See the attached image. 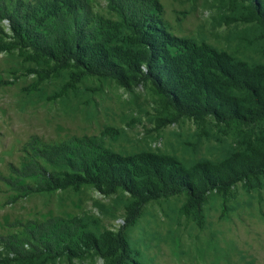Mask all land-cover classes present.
Returning a JSON list of instances; mask_svg holds the SVG:
<instances>
[{
    "label": "rangeland",
    "instance_id": "374dc122",
    "mask_svg": "<svg viewBox=\"0 0 264 264\" xmlns=\"http://www.w3.org/2000/svg\"><path fill=\"white\" fill-rule=\"evenodd\" d=\"M111 2H121L124 12L132 5V17L161 31L177 46L173 52L184 42L206 43L249 64L264 62V31L256 23L236 21L243 6L234 0H0V43L9 33L6 15L12 14L50 39L72 31L94 45L107 38V28L113 33L123 21ZM39 68L17 51L0 52V264L8 254L35 245L28 234L37 235L52 219L83 218L97 234L125 226L131 198L120 190L104 196L87 185L24 195L21 187L35 188L37 180L17 173L31 163L35 150L96 138L122 156L148 152L192 165L221 161L264 130V123L224 125L212 117L159 125L174 113L163 109L150 86L128 91L106 77H86L55 98L69 71L38 83L34 70ZM261 184L248 190L239 183L225 198L211 193L203 228L182 214L184 194L152 200L124 234L142 264H264V177ZM49 264L107 263L92 254L75 260L62 256Z\"/></svg>",
    "mask_w": 264,
    "mask_h": 264
},
{
    "label": "trees",
    "instance_id": "16d2710c",
    "mask_svg": "<svg viewBox=\"0 0 264 264\" xmlns=\"http://www.w3.org/2000/svg\"><path fill=\"white\" fill-rule=\"evenodd\" d=\"M234 1L243 6L236 21L256 23L264 31V0ZM111 7L123 21L113 33L107 28V38L94 45L72 31L50 39L29 22L8 14L9 33L0 43V52L17 51L25 61L39 66L34 70L38 83L69 71L55 98L76 89L86 77H106L128 91L150 86L161 97L163 109L174 113L158 120L162 126L181 117H212L220 124L244 127L264 123V62L249 64L206 43L184 42L173 52L177 46L161 31L132 17V5L127 12L121 2L115 6L111 2ZM97 140L73 139L35 150L31 163L17 175L36 179V187L21 189L24 195L79 191L87 185L104 196L123 191L131 198L125 207L124 228L97 234L83 218L52 219L38 227L37 235L28 234L35 245L12 257L8 254L3 264H49L62 256L75 260L92 254L107 264H142L124 230L137 223L148 202L184 194L182 214L203 228L204 204L211 193L225 198L239 183L248 190L257 189L264 177V130L221 161L192 165L148 152L122 156L104 149Z\"/></svg>",
    "mask_w": 264,
    "mask_h": 264
}]
</instances>
